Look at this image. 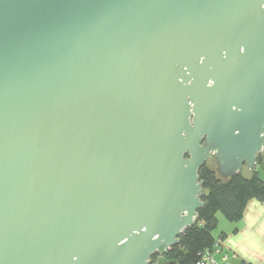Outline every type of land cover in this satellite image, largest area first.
Returning a JSON list of instances; mask_svg holds the SVG:
<instances>
[{
	"label": "water",
	"instance_id": "obj_1",
	"mask_svg": "<svg viewBox=\"0 0 264 264\" xmlns=\"http://www.w3.org/2000/svg\"><path fill=\"white\" fill-rule=\"evenodd\" d=\"M264 165V0H0V264H151Z\"/></svg>",
	"mask_w": 264,
	"mask_h": 264
},
{
	"label": "trees",
	"instance_id": "obj_2",
	"mask_svg": "<svg viewBox=\"0 0 264 264\" xmlns=\"http://www.w3.org/2000/svg\"><path fill=\"white\" fill-rule=\"evenodd\" d=\"M259 169L264 171L262 155L258 156V164L251 176L242 172L224 179L208 163L202 166L199 175L207 189V193L202 196L206 204L198 210L195 223L185 229L180 242L162 253L167 264H197L206 249H213V231L219 223V212L235 222L242 218L250 199L264 200V178Z\"/></svg>",
	"mask_w": 264,
	"mask_h": 264
},
{
	"label": "crops",
	"instance_id": "obj_3",
	"mask_svg": "<svg viewBox=\"0 0 264 264\" xmlns=\"http://www.w3.org/2000/svg\"><path fill=\"white\" fill-rule=\"evenodd\" d=\"M214 236L215 261L207 264H264V200L250 199L242 218L224 221L222 230ZM151 264H167V260L159 254Z\"/></svg>",
	"mask_w": 264,
	"mask_h": 264
},
{
	"label": "rangeland",
	"instance_id": "obj_4",
	"mask_svg": "<svg viewBox=\"0 0 264 264\" xmlns=\"http://www.w3.org/2000/svg\"><path fill=\"white\" fill-rule=\"evenodd\" d=\"M207 163H208L209 167L216 168V162H215L214 159L209 160ZM259 170H260V173H261L260 174L261 177L264 178V171L261 170V169H259ZM243 174L246 175V176H251L252 175V171L249 168H244ZM218 218H219V223H218V226L216 227V229L213 231L214 235H217L218 232L222 230V224L224 223V221L227 222V223L231 222L221 212L218 213Z\"/></svg>",
	"mask_w": 264,
	"mask_h": 264
},
{
	"label": "built area",
	"instance_id": "obj_5",
	"mask_svg": "<svg viewBox=\"0 0 264 264\" xmlns=\"http://www.w3.org/2000/svg\"><path fill=\"white\" fill-rule=\"evenodd\" d=\"M213 249H206L201 256V259L198 261L197 264H207L213 263L215 260L212 255Z\"/></svg>",
	"mask_w": 264,
	"mask_h": 264
}]
</instances>
